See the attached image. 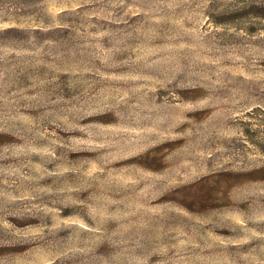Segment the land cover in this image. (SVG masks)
Returning <instances> with one entry per match:
<instances>
[{
    "label": "rangeland",
    "instance_id": "1",
    "mask_svg": "<svg viewBox=\"0 0 264 264\" xmlns=\"http://www.w3.org/2000/svg\"><path fill=\"white\" fill-rule=\"evenodd\" d=\"M264 0H0V264H264Z\"/></svg>",
    "mask_w": 264,
    "mask_h": 264
},
{
    "label": "trees",
    "instance_id": "2",
    "mask_svg": "<svg viewBox=\"0 0 264 264\" xmlns=\"http://www.w3.org/2000/svg\"><path fill=\"white\" fill-rule=\"evenodd\" d=\"M262 16H264V14H262Z\"/></svg>",
    "mask_w": 264,
    "mask_h": 264
}]
</instances>
